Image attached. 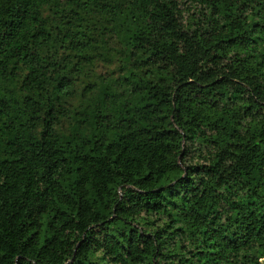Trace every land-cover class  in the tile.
I'll return each mask as SVG.
<instances>
[{
  "label": "trees",
  "instance_id": "obj_1",
  "mask_svg": "<svg viewBox=\"0 0 264 264\" xmlns=\"http://www.w3.org/2000/svg\"><path fill=\"white\" fill-rule=\"evenodd\" d=\"M0 264H264V0H0Z\"/></svg>",
  "mask_w": 264,
  "mask_h": 264
},
{
  "label": "rangeland",
  "instance_id": "obj_2",
  "mask_svg": "<svg viewBox=\"0 0 264 264\" xmlns=\"http://www.w3.org/2000/svg\"><path fill=\"white\" fill-rule=\"evenodd\" d=\"M98 72H99V74H101L102 75V77H106V78H110V77H112V78H118V72H117V70L115 69V68H113V67H111V68H108V67H100L99 69H98ZM115 72V73H114Z\"/></svg>",
  "mask_w": 264,
  "mask_h": 264
}]
</instances>
